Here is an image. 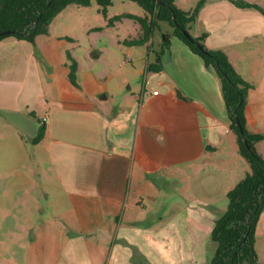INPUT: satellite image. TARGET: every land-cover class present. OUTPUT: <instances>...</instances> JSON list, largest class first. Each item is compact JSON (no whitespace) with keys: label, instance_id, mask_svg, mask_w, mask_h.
I'll use <instances>...</instances> for the list:
<instances>
[{"label":"crops","instance_id":"1","mask_svg":"<svg viewBox=\"0 0 264 264\" xmlns=\"http://www.w3.org/2000/svg\"><path fill=\"white\" fill-rule=\"evenodd\" d=\"M196 1L173 2L187 11ZM244 1L264 9V0ZM90 6L68 5L33 43L13 36L0 39V116L10 132L31 142L36 119L44 120L45 134L34 144L37 165L43 169L47 160L54 176L47 182L55 190L49 193L54 212L28 225L25 264H195L199 239L183 207H190L192 221L213 223L224 210L226 191L248 168L228 128L218 79L170 36L160 71H147L137 96L129 95L127 86L115 102V68L109 61L115 42L119 48L114 24L122 18L132 21L135 36L129 39L137 38L140 29L130 18L111 25L108 18L121 13L141 17L143 12L108 8L106 17L98 10L93 16ZM162 23L152 32L158 41L168 33L160 30ZM101 31L108 34L105 42L89 40L79 54L81 34ZM188 32L205 33L203 45L222 51L251 83L245 128L263 135L255 148L264 158V16L228 0H210L199 8ZM151 43L152 34L141 45ZM67 52L77 63V85L68 78ZM146 57L143 69L138 61L139 73L153 60ZM95 59L102 60V68L95 69ZM125 81L127 76L116 91ZM155 178L162 187L177 184L183 201L170 214L152 219L144 213L159 198ZM257 235L264 236V210L255 225L256 254L263 244Z\"/></svg>","mask_w":264,"mask_h":264},{"label":"trees","instance_id":"2","mask_svg":"<svg viewBox=\"0 0 264 264\" xmlns=\"http://www.w3.org/2000/svg\"><path fill=\"white\" fill-rule=\"evenodd\" d=\"M142 10L141 17L130 13H121L108 18V24L127 17L135 21L140 29L137 38L124 41L127 45H141L148 42L159 22L171 28L170 33L160 34L159 48L154 52L151 62H146L145 70L158 72L161 69V56L168 49L169 38L179 39L187 49L197 55L203 66L210 67L219 83L228 128L235 136L237 152L245 160L247 171L225 193V207L214 220L209 232L210 239L216 246L207 264H258L254 249L255 225L264 210V158L257 152L255 143L262 139L261 133L250 132L245 128L244 105L246 95L252 88L234 70L226 55L220 50L208 49L203 45L205 33L191 36L188 25L196 17L199 8L210 0H197L187 11L174 5V0H131ZM242 8H254L264 16V9L244 0H228ZM91 0H0V39L13 36L19 40L33 43L38 35L48 33L54 17L70 4L88 6ZM98 11L107 16L112 0H96ZM186 31L189 38L183 34ZM201 45L205 52L198 49ZM147 49L149 47L147 46ZM68 60V78L76 82V60L66 53ZM239 121L241 131L235 124ZM37 130L32 143H38L44 136V120L37 118Z\"/></svg>","mask_w":264,"mask_h":264},{"label":"rangeland","instance_id":"3","mask_svg":"<svg viewBox=\"0 0 264 264\" xmlns=\"http://www.w3.org/2000/svg\"><path fill=\"white\" fill-rule=\"evenodd\" d=\"M90 8L92 10L89 11L94 16L99 8L96 0H91ZM130 9L139 11L140 7L131 0H113L109 7L110 11L115 10V12ZM72 19L76 20L74 17ZM64 20L68 21V17L60 18L57 22L61 23ZM90 22L94 23L92 20ZM135 27V24L126 18H122L114 24L113 33L115 41L118 40L119 48L115 42V52L109 53L112 57H108L111 67L115 68V102L122 100L121 94L126 92L127 86H130L129 95L137 96L139 94L143 77L149 74L147 71L144 74L138 72V61L143 69L145 56L147 55V60L151 61L153 51L158 49L160 40L158 41L154 34L156 30L152 33V43L148 52L145 45L125 44L124 40L135 36ZM159 28L162 31L171 32V28L165 23H162ZM107 37L108 34L104 31L81 34V46L77 49L79 54H82L83 49L89 46V40H96L102 44ZM126 57L132 61H126ZM93 61L96 64L95 69L102 68V60L95 59ZM124 76H127V81L120 85L116 91V86L121 83ZM9 130L3 117L0 116V264H25L27 256L25 244L29 239L28 225L34 224L40 217H47L54 212L55 202L49 193L51 190L53 192L55 190L51 183H47L53 180L54 176L47 160H45L43 169L38 168V156L34 143L27 137L21 139L17 132L12 130V133ZM155 182L161 186L159 187L161 189L159 198L155 202L148 203L147 211L144 213L145 216L150 214L148 218L152 219H157L158 215H164L166 212L170 214L174 209L181 207L179 204L183 201L179 196L180 191L177 190V184H169V186L174 185V191L172 187L167 189L169 187L167 185L162 187L159 178H155ZM183 185L184 182L181 186ZM181 192L186 195V190ZM183 208L187 210L189 225L194 228L199 239L193 248L195 264H207L216 246L207 233L209 224L213 223L203 218L200 221H192L191 214H188L190 207ZM202 209L200 207L201 213H203ZM256 237L263 242L257 246V262L264 264V236L257 235Z\"/></svg>","mask_w":264,"mask_h":264},{"label":"water","instance_id":"4","mask_svg":"<svg viewBox=\"0 0 264 264\" xmlns=\"http://www.w3.org/2000/svg\"><path fill=\"white\" fill-rule=\"evenodd\" d=\"M183 34H184L186 37L189 38V35L187 34L186 31H183ZM197 47H198V49H199L201 52H205V49H204L201 45H198ZM235 124H236L238 130L241 131V127H240L239 121L237 120L236 117H235Z\"/></svg>","mask_w":264,"mask_h":264}]
</instances>
